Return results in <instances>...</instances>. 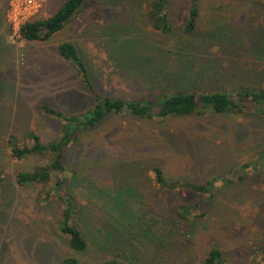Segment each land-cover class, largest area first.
<instances>
[{
	"label": "rangeland",
	"instance_id": "1",
	"mask_svg": "<svg viewBox=\"0 0 264 264\" xmlns=\"http://www.w3.org/2000/svg\"><path fill=\"white\" fill-rule=\"evenodd\" d=\"M66 1L43 0L34 19L53 17ZM151 2L90 0L48 41L31 42L10 22L9 0H0V264H61L68 256L104 264L112 254L124 264H204L214 246L229 264H264V115L252 108L166 120L112 115L79 130L65 150L63 186L56 174L47 186L17 183L19 173L48 165L52 156L18 159L13 147L32 145L29 133L42 144L62 135L63 123L42 107L81 117L94 104L77 68L60 56L62 43L77 46L105 96L136 100L161 93L166 85L148 80L151 60H141L155 48L172 52L170 60L182 65L178 73L188 72L189 64L192 90L264 89L263 0H198L200 18L192 33L185 31V19L193 0H168L167 35L149 19ZM159 69L151 74L158 76L162 63ZM180 84L174 83L177 89ZM154 167L172 182L205 185L217 178L218 187L212 198L187 188L163 189ZM70 192L79 201L82 232L91 231L84 254L71 251L58 231L60 198ZM199 202L207 207L204 218L173 226L180 207ZM141 212L166 228L163 244L159 233L130 242L126 232Z\"/></svg>",
	"mask_w": 264,
	"mask_h": 264
},
{
	"label": "trees",
	"instance_id": "2",
	"mask_svg": "<svg viewBox=\"0 0 264 264\" xmlns=\"http://www.w3.org/2000/svg\"><path fill=\"white\" fill-rule=\"evenodd\" d=\"M89 1L90 0H67L53 17L29 21L21 28L20 35L22 40L31 42L48 41L54 34L61 31L68 23L73 21L82 12L84 6ZM197 2L198 0H193V5L189 9L187 19H185V31L187 33L195 32L198 29L200 10L197 6ZM168 8V0H152L148 8L149 19L153 22L155 29L164 35L169 34L172 30ZM153 51H156V53H153ZM153 51V56L157 54L156 60L153 56L148 58V55L145 54L141 60L149 59L153 65L148 69V80L152 81L153 79H157L159 82H152L155 84H164L166 85L165 88L161 93L155 95L147 94L140 99L123 100L121 98L102 95L92 82L90 70L86 62L80 56L77 46L72 42L62 43L59 46L60 56L77 68L82 82L92 96L94 104L90 111L81 117L73 115L68 116L58 109L42 107V112L48 116L59 119L63 123L62 135L51 144H42L38 135L29 133V138L33 139L32 145L23 148H19L18 146L13 147V156L18 159H23L34 154H39L41 156L50 154L52 156V160L48 165L38 167L28 173H19L17 175V183L20 186L26 187L38 184H45L47 186L51 182L53 174H56V176L61 179L60 186H63L65 184V179L61 175L65 172L63 166L65 150L80 137V135H78L79 130L95 128L112 115L125 113L138 119L152 120L158 118L166 120L175 117H188L194 114L205 115L207 113L238 115L248 108H252L259 114L264 115V89L239 86L235 88L232 93L224 91L192 90L190 84L193 82L191 81L192 76H190L189 64L186 70L188 72L184 74L178 73L179 70L181 71L182 65L175 64L174 61L170 60V53L172 52H168V54L156 50V48ZM161 63L163 65L162 72L158 76L151 74L155 69L160 68ZM180 63L182 64V61ZM173 76L176 77V79ZM175 82L181 83L179 89L174 85ZM183 85L185 86L183 87ZM1 93L2 80L0 71V95ZM153 172L156 175L157 183L163 189L171 191L178 187L183 189L187 188L194 193L203 194L212 198L218 187L216 183L217 178H212L205 185H197L188 182L169 181L161 167H154ZM57 189L58 186H55L53 191ZM65 195V197L60 198L63 203V210L58 223V231L61 236L66 239L71 251L84 254L88 250V247L92 245L89 237L91 231L84 229V232H82L81 227H83V223H78L81 212L78 199H76L71 192ZM201 205L202 204L199 202L194 205L180 207V209L175 212L176 219L173 221V226L176 227L179 223L185 224L193 220L204 218L208 214V211L206 206L201 208ZM133 218L134 217H132L131 221ZM144 223H147V227L141 230L140 227ZM131 225V227L134 228L133 231L129 230L126 232L127 236L130 238V242H132L136 235L159 233V245L163 244L164 237L167 234L166 228H164L163 225L158 228L157 224L152 223L146 213L141 212ZM186 229L183 230V234H188L187 231H190L191 227L188 226ZM145 239H149L151 243L158 241L153 240L149 236ZM125 250H127V248H124V254L127 253ZM113 255L114 254L106 259L104 264H124L123 260L122 263H120L117 257ZM61 264H81V261L75 256H68L62 260ZM204 264L229 263L225 261L223 252L220 248L214 246L208 252Z\"/></svg>",
	"mask_w": 264,
	"mask_h": 264
},
{
	"label": "built area",
	"instance_id": "3",
	"mask_svg": "<svg viewBox=\"0 0 264 264\" xmlns=\"http://www.w3.org/2000/svg\"><path fill=\"white\" fill-rule=\"evenodd\" d=\"M43 0H9L8 18L20 33L21 28L39 15Z\"/></svg>",
	"mask_w": 264,
	"mask_h": 264
}]
</instances>
